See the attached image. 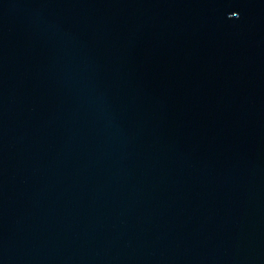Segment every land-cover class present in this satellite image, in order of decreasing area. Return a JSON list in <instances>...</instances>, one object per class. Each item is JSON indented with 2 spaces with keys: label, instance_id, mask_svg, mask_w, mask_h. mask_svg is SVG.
<instances>
[{
  "label": "water",
  "instance_id": "water-1",
  "mask_svg": "<svg viewBox=\"0 0 264 264\" xmlns=\"http://www.w3.org/2000/svg\"><path fill=\"white\" fill-rule=\"evenodd\" d=\"M0 264H264V0H0Z\"/></svg>",
  "mask_w": 264,
  "mask_h": 264
}]
</instances>
